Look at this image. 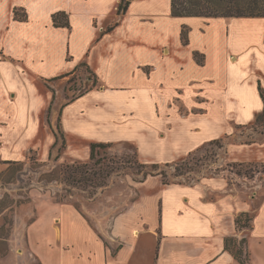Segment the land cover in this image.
<instances>
[{
  "label": "crops",
  "instance_id": "obj_1",
  "mask_svg": "<svg viewBox=\"0 0 264 264\" xmlns=\"http://www.w3.org/2000/svg\"><path fill=\"white\" fill-rule=\"evenodd\" d=\"M121 2L0 0V186L33 154L45 162L62 150L67 159L82 160L94 143H129L143 164L172 163L176 155L146 163L143 152L164 144L175 121L183 156L225 133L228 120L214 104L204 113L209 123L195 122L198 93L212 100L207 103L238 98L246 110L241 119L264 112V18H178L171 0H131L119 15ZM15 10L26 20L15 19ZM58 13L67 15L68 28L54 26ZM250 71L258 75L254 93L247 89ZM75 73L93 89L67 100ZM185 88L196 89L193 102ZM82 141L87 155H71L74 142ZM177 141L170 136L169 148ZM127 185L129 198L115 216L87 213L71 198L36 199L32 212H15L10 253L18 264H240L225 250V240L234 238L247 240L251 264H264V196L248 201L217 180L164 184L152 177ZM242 213L252 221L241 230L236 220Z\"/></svg>",
  "mask_w": 264,
  "mask_h": 264
},
{
  "label": "rangeland",
  "instance_id": "obj_2",
  "mask_svg": "<svg viewBox=\"0 0 264 264\" xmlns=\"http://www.w3.org/2000/svg\"><path fill=\"white\" fill-rule=\"evenodd\" d=\"M144 25L146 26L145 22ZM185 33L187 35L188 32ZM158 40L150 34V42L157 45ZM82 47V44L77 42L75 51L76 48L80 50ZM76 55L80 57L79 51H76ZM198 58L203 59L204 55L199 54ZM83 70L87 74V69L81 67L80 72ZM256 77L258 75L253 71L246 73L249 92H255L253 82ZM79 79L82 80L79 81ZM83 79L85 76L80 73L73 75L70 79L71 85L66 89L67 100L93 89L90 83ZM93 85L96 87L97 82ZM230 89H235L237 90L235 92L241 94V88ZM171 90L177 92L175 88ZM183 91L185 98L189 102H193L192 92L196 89L185 88ZM208 101L212 100L208 99L206 94H197L195 100L197 104L192 112L197 115L200 114V116L195 119V122L199 123V127L209 123L211 120L208 114L204 113L207 110L211 111L210 109L214 104V110H212L214 112L219 111L228 120L223 129L225 133L220 139L208 140L183 156L185 146L179 141L182 138V131L179 126L180 123L175 121L171 127H168L171 133L164 144L159 143L150 148L145 146L146 150L144 149L143 152V158L149 160L146 163H151L153 158L157 159L164 155H176L178 160L167 163L169 166L162 164L157 170H153L151 167H142L143 161L139 158L137 148L129 143L113 144V147L108 149H97L94 161L90 160V156L82 160L73 157L67 159L62 150L59 155L56 150L51 160L42 162L39 156L33 154L27 163L15 166L14 170L12 169L2 179L3 182L0 186V214L8 209L0 218V264H18L17 259L14 258L16 254L9 251L8 243L11 230L14 227L15 212H32L33 203L36 199L49 201L51 198L54 201H62L65 198H71L76 202L78 208L83 207L87 213L96 211L107 214L113 213L115 216L118 212L123 211L121 205L129 198L128 193L131 190L127 188V184L152 179L151 174H161L157 176V180L167 183L191 184L203 180L223 181L230 188L236 191L241 190V194H245L248 201L261 199L264 196V120L258 121V117L263 113L255 112L252 119H241L246 110L241 109V101L238 98L217 104L214 102L207 103ZM180 111L182 115H187L190 112L183 109ZM159 121L162 127L163 116ZM221 133L220 131L219 134ZM170 136H175L178 140L173 148H169ZM207 138L208 134H205L202 140L205 141ZM87 141L74 142L73 150L70 151L71 155L78 154L80 158L87 155ZM215 141L218 142L213 144ZM64 165L70 166L69 172L74 170L72 168L74 165H87L85 169L81 170L83 171L82 174H77V178L87 177L91 179V182L73 183L72 180H66V175L64 176L63 173L61 175V169ZM102 173L104 176L107 175L104 180L100 179ZM11 181L15 184H8ZM103 182L105 186L101 185ZM25 204H28L27 207L21 209V206ZM115 207L120 209H115ZM29 259L34 261L30 255Z\"/></svg>",
  "mask_w": 264,
  "mask_h": 264
},
{
  "label": "trees",
  "instance_id": "obj_3",
  "mask_svg": "<svg viewBox=\"0 0 264 264\" xmlns=\"http://www.w3.org/2000/svg\"><path fill=\"white\" fill-rule=\"evenodd\" d=\"M131 0H122L119 6V15L125 14L128 10ZM171 13L174 17L184 18V17H199L207 19H218V18H264V0H171ZM15 19L22 22L26 20L25 14H20L15 10ZM54 26L57 28L60 27H69L68 17L65 13H58L53 16ZM118 24V23H117ZM182 41L184 44H188L185 30L182 32ZM197 57V62H201ZM82 64L80 67H83ZM51 82V81H50ZM259 93L264 104V88L259 83ZM264 120V112L261 116L258 117V121ZM59 133L64 139L62 134L60 123L58 125ZM218 141L213 142L216 143ZM65 145V143H64ZM113 147L111 143H94L91 146L90 160H95V153L97 149H108ZM138 157V155H136ZM140 162V160H139ZM162 164H141L144 168L151 167L153 170H157L161 167ZM166 166H169L166 164ZM87 165H74L72 168L74 170L68 171L70 169L69 165H64L61 169L64 176L66 175V180H72L73 183L78 182H91V179L87 177L77 178V174L81 173L82 169H85ZM161 174H151L150 176L157 177ZM107 177L100 175V179L104 180ZM148 177V175H147ZM164 184H170L166 181H163ZM101 185L105 186L103 182ZM252 217L248 213H242L238 216L236 220L237 227L247 228L250 226ZM225 250L228 251L240 264H251L250 255L247 246V240L242 239L240 242L234 238H227L225 240Z\"/></svg>",
  "mask_w": 264,
  "mask_h": 264
}]
</instances>
